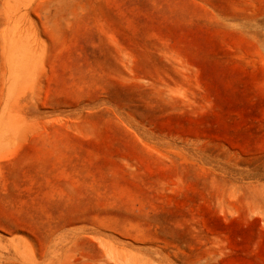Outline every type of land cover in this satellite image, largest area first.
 <instances>
[{"label":"rangeland","instance_id":"rangeland-1","mask_svg":"<svg viewBox=\"0 0 264 264\" xmlns=\"http://www.w3.org/2000/svg\"><path fill=\"white\" fill-rule=\"evenodd\" d=\"M255 18L264 0H0V264H264Z\"/></svg>","mask_w":264,"mask_h":264},{"label":"bare ground","instance_id":"bare-ground-1","mask_svg":"<svg viewBox=\"0 0 264 264\" xmlns=\"http://www.w3.org/2000/svg\"><path fill=\"white\" fill-rule=\"evenodd\" d=\"M249 24L254 26L257 29V31H260V30L264 29V20L263 19L257 20L255 18L253 21H250ZM17 29H18V27H17ZM12 30H13V28H12ZM27 38H28V34L26 33L25 30H21V32L18 35H16V34L12 35L8 31H5L4 34H3V39L6 42V44H17L20 41L25 42Z\"/></svg>","mask_w":264,"mask_h":264}]
</instances>
